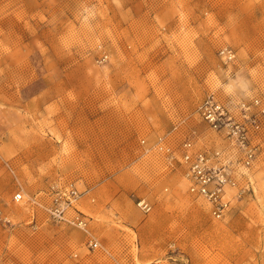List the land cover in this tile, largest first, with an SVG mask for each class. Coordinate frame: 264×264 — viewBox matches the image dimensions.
<instances>
[{
    "label": "rangeland",
    "instance_id": "obj_1",
    "mask_svg": "<svg viewBox=\"0 0 264 264\" xmlns=\"http://www.w3.org/2000/svg\"><path fill=\"white\" fill-rule=\"evenodd\" d=\"M208 94L264 98V0H0V264H264V142L220 220L140 144L223 148Z\"/></svg>",
    "mask_w": 264,
    "mask_h": 264
},
{
    "label": "built area",
    "instance_id": "obj_2",
    "mask_svg": "<svg viewBox=\"0 0 264 264\" xmlns=\"http://www.w3.org/2000/svg\"><path fill=\"white\" fill-rule=\"evenodd\" d=\"M219 56L225 62L234 59L233 51L227 48L220 49ZM196 111L208 128L225 143L223 148L211 151L198 149L191 136L179 145L178 152L164 138L148 147L143 140L140 144L146 153L157 155L169 170L182 168L187 193L202 200L212 218L220 220L249 189L247 182L241 183L239 180L245 178V171L255 165L261 143L264 142V98L222 101L216 95L208 94ZM45 193L50 200L45 208L49 217L85 230V216L75 207L79 192L73 183L55 184ZM14 200L21 201L22 194H16ZM137 206L144 213L151 209L143 200H139ZM68 210L74 212L71 218H66ZM87 246L95 250L99 244L90 238Z\"/></svg>",
    "mask_w": 264,
    "mask_h": 264
}]
</instances>
